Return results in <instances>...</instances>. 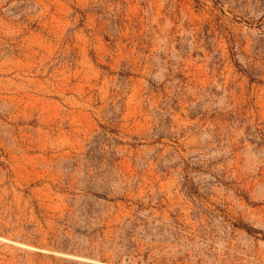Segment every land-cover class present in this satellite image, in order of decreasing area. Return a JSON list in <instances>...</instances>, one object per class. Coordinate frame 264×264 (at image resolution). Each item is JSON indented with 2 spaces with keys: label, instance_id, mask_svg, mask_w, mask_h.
<instances>
[{
  "label": "rangeland",
  "instance_id": "rangeland-1",
  "mask_svg": "<svg viewBox=\"0 0 264 264\" xmlns=\"http://www.w3.org/2000/svg\"><path fill=\"white\" fill-rule=\"evenodd\" d=\"M0 264H264V0H0Z\"/></svg>",
  "mask_w": 264,
  "mask_h": 264
}]
</instances>
